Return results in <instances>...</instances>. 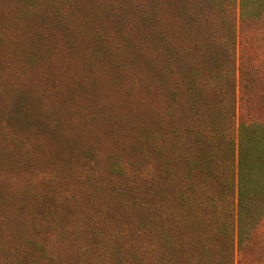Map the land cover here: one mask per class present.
<instances>
[{"label":"rangeland","instance_id":"obj_1","mask_svg":"<svg viewBox=\"0 0 264 264\" xmlns=\"http://www.w3.org/2000/svg\"><path fill=\"white\" fill-rule=\"evenodd\" d=\"M197 1L0 0V264H57L39 257L52 247L77 255L44 217L63 228L94 214L110 233L121 215L141 216L143 189L154 192L168 167L155 148L159 83L172 76L183 98L188 26L207 10ZM173 32L181 48H164L159 34ZM237 39L238 122H264V17L239 20ZM172 119L182 122L181 107ZM80 232L81 257L106 254L104 233ZM235 264H264V217Z\"/></svg>","mask_w":264,"mask_h":264},{"label":"trees","instance_id":"obj_2","mask_svg":"<svg viewBox=\"0 0 264 264\" xmlns=\"http://www.w3.org/2000/svg\"><path fill=\"white\" fill-rule=\"evenodd\" d=\"M201 1L207 10L188 26L183 47V98L177 97L172 76L159 83L158 92L166 93L155 143L168 163L162 183L154 192L143 189V213L136 222L125 221L131 218L125 213L120 227L108 226L110 233L102 231V218L94 214L76 216L63 228L57 219L44 217L57 245L68 243L77 255L43 247L49 253L39 257L57 264L236 263L238 245L264 217V122L237 117L238 21L261 20L264 0ZM159 41L164 48H181L174 32L159 34ZM163 57L173 60L171 54ZM252 85L258 90V83ZM177 107L183 112L178 124L172 119ZM82 230L92 239H100V233L109 238L103 257L80 256Z\"/></svg>","mask_w":264,"mask_h":264}]
</instances>
